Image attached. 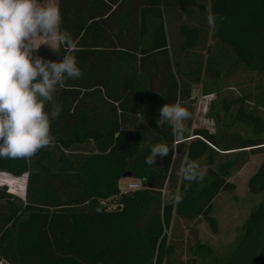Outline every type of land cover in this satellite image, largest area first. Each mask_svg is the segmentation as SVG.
<instances>
[{"label": "trees", "instance_id": "1", "mask_svg": "<svg viewBox=\"0 0 264 264\" xmlns=\"http://www.w3.org/2000/svg\"><path fill=\"white\" fill-rule=\"evenodd\" d=\"M196 2L57 0L60 27L74 44L66 51L76 56L82 75L56 86L54 103L62 110L50 124V144L29 158L0 159V173L27 175L24 201L0 186V263L172 264L175 250L164 231L174 218L215 226L214 199L233 193L229 180L251 156L264 153L263 120L238 99L233 119L249 128L252 138L194 128L192 111L179 137L167 124L157 128L155 121L163 104L189 100V78L199 84L205 67L220 76L217 57L225 60L229 73V58L264 73V0L211 1L210 24L221 53L209 59L207 46L204 61L198 51L206 40L198 27L179 21L181 41L175 49L169 35L176 22L172 17ZM34 54L56 59L42 47ZM212 82L216 86L217 79ZM222 108L227 111L230 105L223 102ZM214 118L218 123L219 114ZM155 143L166 144L169 153L148 165L145 159ZM84 145L92 152L78 162L65 156ZM176 162L179 172L173 169ZM186 163L205 173L201 182L182 179ZM125 175L142 189L120 193L117 182ZM247 187L251 194H264V162ZM176 192L183 194L179 205L172 199ZM108 199L122 207L101 208ZM243 229L244 238L255 244L252 251L259 248L264 197Z\"/></svg>", "mask_w": 264, "mask_h": 264}, {"label": "rangeland", "instance_id": "2", "mask_svg": "<svg viewBox=\"0 0 264 264\" xmlns=\"http://www.w3.org/2000/svg\"><path fill=\"white\" fill-rule=\"evenodd\" d=\"M211 1L197 0L191 8L179 11L178 17H172L176 21L173 26H169L170 40L175 45V47L172 45V49L177 48L181 41L177 34V24L180 21L189 27L200 29L201 37L206 40L205 48L198 51L203 61L209 53V59L221 53L217 52L220 46L209 23ZM188 15L190 18L187 19ZM207 46L210 47L209 53L206 51ZM40 47L48 49L46 45ZM216 61L217 64H220L218 66L221 72L220 76L215 78V72L207 73L205 67L200 75L199 84H194L193 79L189 78L190 97L181 106L188 112L192 111L191 123L195 128H208L207 130L212 133L226 132L228 135L236 133L243 138H252L250 129L233 119L239 105L235 101L242 99L245 108L255 112L264 122V73L249 71L242 65H234L230 58L226 61L230 64V70L233 67L232 72L229 73V70L224 66L226 64L224 59L217 57ZM211 78L217 79L216 86L213 85ZM223 102L230 105V109L224 111ZM216 114H219L218 123L213 121ZM90 152H92V148L89 145H84L72 147L65 152V156L72 162H78L80 157L86 156ZM263 162L264 153L251 156L245 168L229 180L235 186L234 192L231 194L220 193L214 199L211 217L215 226H211L201 219L185 221L174 218L171 227L164 231L169 244L175 250L174 255L170 258L172 264L254 263L257 254L263 247L264 236L258 240L259 248L252 251L255 244L244 238L246 233L243 228L249 214L263 199L264 194H251L248 191L247 183ZM173 169L175 172H179L177 162ZM26 178L27 175L15 178L0 173V186L6 187L7 192L24 201ZM134 181L136 180L133 178H121L117 182L119 192L124 193L127 185ZM162 193L165 197L170 196V192L166 190ZM100 205L102 206L103 203Z\"/></svg>", "mask_w": 264, "mask_h": 264}, {"label": "clouds", "instance_id": "3", "mask_svg": "<svg viewBox=\"0 0 264 264\" xmlns=\"http://www.w3.org/2000/svg\"><path fill=\"white\" fill-rule=\"evenodd\" d=\"M214 18H209L213 23ZM56 0H0V159L29 158L50 144V124L61 113L53 92L66 79H78L82 71L73 52L71 34L60 27ZM46 45L56 57L34 54ZM157 128L167 124L179 137L186 132L188 110L179 102L158 109ZM169 153L164 143H155L145 163L154 164ZM205 173L195 163H186L182 179L201 182ZM179 205L183 194L174 193Z\"/></svg>", "mask_w": 264, "mask_h": 264}, {"label": "built area", "instance_id": "4", "mask_svg": "<svg viewBox=\"0 0 264 264\" xmlns=\"http://www.w3.org/2000/svg\"><path fill=\"white\" fill-rule=\"evenodd\" d=\"M141 189H142V187L139 183L133 182V183H130L127 185L125 192H127V191L133 192V191L141 190ZM115 199H108L105 201H101L100 204L103 203L102 206L100 205L101 208H104L108 211H114V210L120 209L122 207V205L119 204L118 202H116Z\"/></svg>", "mask_w": 264, "mask_h": 264}, {"label": "water", "instance_id": "5", "mask_svg": "<svg viewBox=\"0 0 264 264\" xmlns=\"http://www.w3.org/2000/svg\"><path fill=\"white\" fill-rule=\"evenodd\" d=\"M123 178H129V176L125 175ZM253 264H264V245Z\"/></svg>", "mask_w": 264, "mask_h": 264}, {"label": "crops", "instance_id": "6", "mask_svg": "<svg viewBox=\"0 0 264 264\" xmlns=\"http://www.w3.org/2000/svg\"><path fill=\"white\" fill-rule=\"evenodd\" d=\"M194 128H195V127H194ZM205 129H206V128H205ZM207 129H208V128H207ZM209 132H210V131H209ZM211 133H212V132H211ZM248 162H249V161H248ZM247 164H248V163H247ZM247 164H246V165H247ZM246 165H245V166H246ZM245 166H244L243 168H245ZM243 168H242V169H243ZM242 169H241V170H242ZM241 170H240V171H241ZM240 171H239V172H240ZM134 182H137V181H134Z\"/></svg>", "mask_w": 264, "mask_h": 264}]
</instances>
